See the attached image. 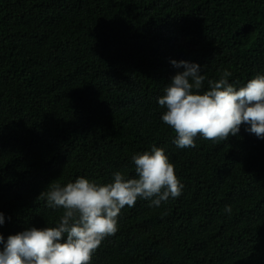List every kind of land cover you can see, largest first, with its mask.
I'll return each instance as SVG.
<instances>
[{
	"label": "trees",
	"instance_id": "trees-1",
	"mask_svg": "<svg viewBox=\"0 0 264 264\" xmlns=\"http://www.w3.org/2000/svg\"><path fill=\"white\" fill-rule=\"evenodd\" d=\"M172 60L228 70L237 90L264 75V0H0L5 240L58 224L63 209L40 198L51 182L134 177L132 157L155 145L182 194L125 206L91 264H264V139L242 125L178 148L158 104L183 70Z\"/></svg>",
	"mask_w": 264,
	"mask_h": 264
},
{
	"label": "clouds",
	"instance_id": "clouds-1",
	"mask_svg": "<svg viewBox=\"0 0 264 264\" xmlns=\"http://www.w3.org/2000/svg\"><path fill=\"white\" fill-rule=\"evenodd\" d=\"M171 63L183 70L164 87L158 104L166 109L161 120L175 132L173 143L178 148H195L198 137L213 143L228 141L242 125L264 139V75L257 74L237 90L229 83L232 73L228 70L213 80L202 74L197 63ZM132 160L135 176L131 178L116 171L106 184L84 177L65 186L51 182L40 198L50 208L63 209L58 224L31 227L7 240L0 234V264H91L102 241L118 231V217L125 206L134 207L143 199L158 207L182 194L184 186L163 148L153 145ZM225 211L231 212V206ZM3 223L0 212V225Z\"/></svg>",
	"mask_w": 264,
	"mask_h": 264
}]
</instances>
